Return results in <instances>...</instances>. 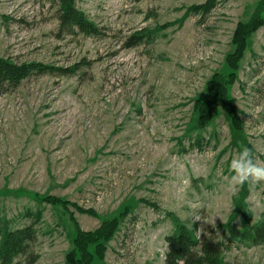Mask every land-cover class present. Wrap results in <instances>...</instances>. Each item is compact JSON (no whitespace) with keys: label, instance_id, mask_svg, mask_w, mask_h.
<instances>
[{"label":"rangeland","instance_id":"1","mask_svg":"<svg viewBox=\"0 0 264 264\" xmlns=\"http://www.w3.org/2000/svg\"><path fill=\"white\" fill-rule=\"evenodd\" d=\"M58 1L0 0V58L78 66L0 88V225L37 230L14 264H165L184 230L221 240L227 264H264V244L225 228L264 220V182L226 189L241 145L264 163V26L228 88L242 130L221 102L206 126L195 109L262 0H75L98 36L59 35ZM115 218L111 240L85 243Z\"/></svg>","mask_w":264,"mask_h":264},{"label":"trees","instance_id":"2","mask_svg":"<svg viewBox=\"0 0 264 264\" xmlns=\"http://www.w3.org/2000/svg\"><path fill=\"white\" fill-rule=\"evenodd\" d=\"M139 1V0H138ZM264 10V0L256 10L252 18L238 25L233 44L236 46L233 53L228 55L227 63L230 73L227 75L217 73L209 81L207 90L208 98L197 100L195 109L199 113V123L206 126L218 115V103L221 102L228 110V118L234 129L242 130L243 121L240 118V110L235 100L229 95L228 88L238 80L240 61L248 49V38L252 33L264 26V20L260 13ZM58 34L68 35L83 34L85 36H98V26L75 5V0L58 1ZM142 35V33L140 34ZM128 47H136L143 41L139 34H134L128 39ZM78 70L73 68H61L47 66L42 63L29 62L18 63L0 58V88L18 86L25 79L34 74H45L47 72H58L61 75H71ZM244 211L240 209V212ZM35 226L28 225L23 228H15L5 231L0 225V264H14L23 255H27L28 248L37 239ZM119 228L117 218L107 221L94 232L83 233L86 244L98 241L111 240ZM231 241L264 244V220L253 225L239 227L233 220L225 226ZM167 251L165 264H227L224 262L225 244L216 237L198 238L187 231L170 235L167 237ZM80 240L77 241L79 245ZM82 257L87 256L91 261V253L80 251ZM70 256L69 258H71ZM82 259V258H81ZM33 260L31 263H33ZM83 262V261H81ZM80 262V263H81Z\"/></svg>","mask_w":264,"mask_h":264},{"label":"clouds","instance_id":"3","mask_svg":"<svg viewBox=\"0 0 264 264\" xmlns=\"http://www.w3.org/2000/svg\"><path fill=\"white\" fill-rule=\"evenodd\" d=\"M228 169L226 189L230 193H237L245 184L264 182V163L256 162L252 149L247 145H241L235 151L228 163Z\"/></svg>","mask_w":264,"mask_h":264}]
</instances>
